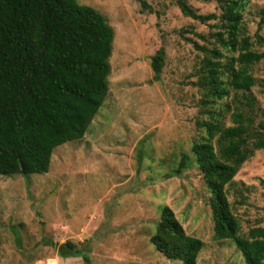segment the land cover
I'll list each match as a JSON object with an SVG mask.
<instances>
[{
  "label": "rangeland",
  "instance_id": "obj_1",
  "mask_svg": "<svg viewBox=\"0 0 264 264\" xmlns=\"http://www.w3.org/2000/svg\"><path fill=\"white\" fill-rule=\"evenodd\" d=\"M187 1L201 14L222 12L219 0ZM79 2L95 7L114 29L109 90L84 137L54 150L48 172L0 175V264H86L82 256L62 257L49 240L85 245L93 264H182L150 242L163 205L203 240L197 264H247L232 240L214 238L211 194L192 153L206 134L204 121L216 116L223 126L233 124L232 101L241 90L227 84L228 96H207L199 83L206 55L179 31L206 35L185 32L201 45H217L227 64L238 52L211 37L219 20H194L174 0H146L148 7L139 0ZM263 10L264 0H250L243 16L244 34L258 52H264L256 40V34L264 38ZM162 47L156 80L152 56ZM249 72L256 79L250 90L256 123H264V58ZM223 79H230L226 70ZM184 154L189 159L178 174ZM226 189L242 235L264 226V149L254 150Z\"/></svg>",
  "mask_w": 264,
  "mask_h": 264
},
{
  "label": "trees",
  "instance_id": "obj_2",
  "mask_svg": "<svg viewBox=\"0 0 264 264\" xmlns=\"http://www.w3.org/2000/svg\"><path fill=\"white\" fill-rule=\"evenodd\" d=\"M174 1L184 15L201 23L219 20L211 24L216 29L211 37L221 48L238 52L223 64L224 53L217 45H201L185 32L203 40L206 35L179 31L206 55L199 83L207 96L223 99L229 95L227 84L241 90L232 101L233 124L223 126L213 116L202 123L206 134L192 146L211 194L214 238L232 240L247 264H264V226L252 227L242 235L226 189L254 150L264 149V123H256L255 97L250 93L256 79L249 72L264 52L251 50V37L243 30L250 0H219L220 15L198 13L187 0ZM139 2L148 7L146 0ZM114 35L107 18L79 0H0V175L46 173L58 146L84 137L109 90ZM256 40L264 43L259 34ZM165 55L162 47L152 56L156 80ZM223 70L230 74L228 82ZM188 159L182 156L176 173L182 172ZM150 242L166 258L182 264H197L204 247L202 239L186 232L168 205L161 207ZM46 244L62 257L82 256L86 264H93L85 245L52 240Z\"/></svg>",
  "mask_w": 264,
  "mask_h": 264
}]
</instances>
